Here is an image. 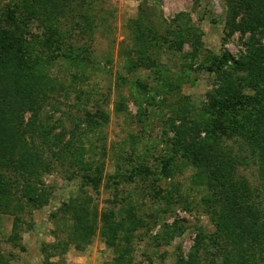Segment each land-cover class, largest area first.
<instances>
[{
	"label": "rangeland",
	"instance_id": "obj_1",
	"mask_svg": "<svg viewBox=\"0 0 264 264\" xmlns=\"http://www.w3.org/2000/svg\"><path fill=\"white\" fill-rule=\"evenodd\" d=\"M232 4L0 0V153L33 161L0 199V264H187L195 252L194 264L223 263L234 241L195 178L190 138L183 145L175 127L182 118L211 124L200 137L234 155L236 180L260 193L250 130L264 108L255 56L264 55V24L230 29L232 15L250 22ZM138 169L148 172L121 177ZM85 176L102 178L92 185ZM71 201L82 222L95 214L91 228H73ZM104 214L120 223L114 236ZM261 246L252 261L235 262L264 264Z\"/></svg>",
	"mask_w": 264,
	"mask_h": 264
},
{
	"label": "trees",
	"instance_id": "obj_2",
	"mask_svg": "<svg viewBox=\"0 0 264 264\" xmlns=\"http://www.w3.org/2000/svg\"><path fill=\"white\" fill-rule=\"evenodd\" d=\"M48 1V0H46ZM234 5L232 8L236 7L239 12L247 15L250 22L242 24L235 23V15H232L229 21V28L231 29H243L250 28L251 30L256 28L251 19L262 20L264 24V0H233ZM236 10V11H237ZM234 10H232V12ZM238 12V13H239ZM258 26V25H257ZM77 51H82V48H76ZM257 55L262 62H264L263 56L261 55V50L256 49ZM5 56V55H4ZM74 56V55H72ZM76 58L83 57V55H75ZM228 58V57H227ZM263 59V60H262ZM226 63V60L222 61ZM218 68L220 66H217ZM242 67V66H241ZM234 87H231V91L228 87H223L222 92L226 95L233 94L232 91ZM239 102V103H236ZM231 104V108L234 111L242 110L243 105L241 101H236ZM264 108L257 111L258 115H255L252 119L253 129L250 130V142L251 146L256 152L259 162L261 164V191H253L248 185L246 180L238 178L236 180L234 174V166L236 164V158L231 153L227 154L220 149H216L210 144L205 138H201L199 135V123H193L191 127L187 125L184 118L180 119V124L175 127L177 137L181 138L183 145L186 143L187 136L190 138L189 142L186 143V154L190 155L192 165L196 171L195 178L197 177L204 180V185L207 186L208 192L210 193L207 201L211 200L214 203L219 204V209L221 210L222 217V228L225 233L229 235V238L234 241L235 248L230 251L226 249L224 252V258L222 264L232 263L235 260L246 261V256H249V260L252 261L253 257L259 251H262V246L264 244ZM260 116V117H259ZM209 124V123H208ZM212 127L209 125H202L200 130H205ZM177 140V138H176ZM178 144V142H177ZM58 154H61L60 152ZM62 155H59V159H62ZM57 159V157H56ZM34 160V159H32ZM33 161H27L26 163H21L15 160L12 156L10 157L7 153H0V199H7L11 196L12 188L18 186L20 182H25L26 176L30 175L29 169L30 164ZM148 171L145 169H138L136 172L130 173L128 175H121V177L127 181L133 179L135 176H141ZM164 176L169 174V169H163ZM101 176L99 177H87L85 176V181L88 184L96 185L101 181ZM202 183V182H201ZM203 184V183H202ZM259 186V187H260ZM261 195V197H260ZM220 197V199H219ZM206 201V203H207ZM223 201V202H222ZM2 201H0L1 203ZM79 205L75 201H71L65 206L66 210H70L73 218V228L77 226V230L81 229L83 225L87 227H92L93 224H88L89 222H94L95 214L93 219L86 218L82 222L83 217L86 216L85 211L82 208H78ZM79 209V210H77ZM77 211V212H76ZM234 217V219H232ZM114 217H107L103 215L102 223L109 229V235L114 236L116 234V229L120 223L116 222ZM75 236H81V232L75 234ZM112 238V237H111ZM204 240V239H203ZM199 238L197 242H199ZM210 242V238L207 243ZM234 246V245H233ZM54 248V245H50ZM195 254L190 255L189 262L187 264H194ZM117 264H122L119 259H116ZM248 260V259H247ZM248 260V261H249ZM246 261V262H248ZM245 262V263H246ZM177 264H185L183 260L179 261Z\"/></svg>",
	"mask_w": 264,
	"mask_h": 264
}]
</instances>
